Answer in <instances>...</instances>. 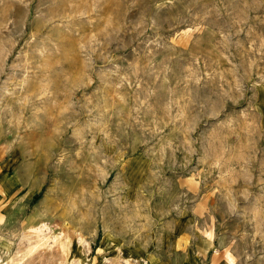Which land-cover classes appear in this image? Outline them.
I'll list each match as a JSON object with an SVG mask.
<instances>
[{
    "label": "rangeland",
    "instance_id": "1",
    "mask_svg": "<svg viewBox=\"0 0 264 264\" xmlns=\"http://www.w3.org/2000/svg\"><path fill=\"white\" fill-rule=\"evenodd\" d=\"M0 264H264V0H0Z\"/></svg>",
    "mask_w": 264,
    "mask_h": 264
}]
</instances>
